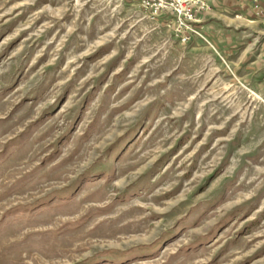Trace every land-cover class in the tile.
Listing matches in <instances>:
<instances>
[{"label":"rangeland","instance_id":"374dc122","mask_svg":"<svg viewBox=\"0 0 264 264\" xmlns=\"http://www.w3.org/2000/svg\"><path fill=\"white\" fill-rule=\"evenodd\" d=\"M199 32L0 0V264H264V23Z\"/></svg>","mask_w":264,"mask_h":264},{"label":"built area","instance_id":"2783aa9c","mask_svg":"<svg viewBox=\"0 0 264 264\" xmlns=\"http://www.w3.org/2000/svg\"><path fill=\"white\" fill-rule=\"evenodd\" d=\"M149 20L163 19L178 40L185 44L193 36H202L199 27L212 10L206 0H134ZM255 19L264 23V0H247Z\"/></svg>","mask_w":264,"mask_h":264},{"label":"crops","instance_id":"0c3cea01","mask_svg":"<svg viewBox=\"0 0 264 264\" xmlns=\"http://www.w3.org/2000/svg\"><path fill=\"white\" fill-rule=\"evenodd\" d=\"M211 7V10L218 15L234 14V17L239 20L248 22L259 21L254 18L250 3L247 0H206ZM206 18V16H204ZM203 18V20H204Z\"/></svg>","mask_w":264,"mask_h":264}]
</instances>
